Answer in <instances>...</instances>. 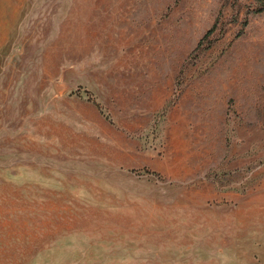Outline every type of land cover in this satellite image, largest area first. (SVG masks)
Here are the masks:
<instances>
[{
    "label": "rangeland",
    "instance_id": "1",
    "mask_svg": "<svg viewBox=\"0 0 264 264\" xmlns=\"http://www.w3.org/2000/svg\"><path fill=\"white\" fill-rule=\"evenodd\" d=\"M264 0H0V264H264Z\"/></svg>",
    "mask_w": 264,
    "mask_h": 264
},
{
    "label": "trees",
    "instance_id": "2",
    "mask_svg": "<svg viewBox=\"0 0 264 264\" xmlns=\"http://www.w3.org/2000/svg\"><path fill=\"white\" fill-rule=\"evenodd\" d=\"M262 9H264V4H263V6L259 10H262Z\"/></svg>",
    "mask_w": 264,
    "mask_h": 264
}]
</instances>
